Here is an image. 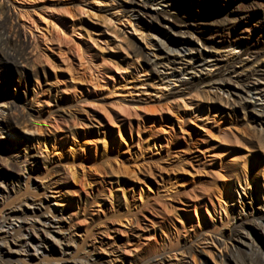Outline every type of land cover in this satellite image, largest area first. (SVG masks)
<instances>
[{"label": "rangeland", "instance_id": "374dc122", "mask_svg": "<svg viewBox=\"0 0 264 264\" xmlns=\"http://www.w3.org/2000/svg\"><path fill=\"white\" fill-rule=\"evenodd\" d=\"M167 1L158 10L199 44L264 55V0ZM125 3L0 0L26 60L24 75L0 63V94L17 106H0L14 133L0 129V170L15 185L0 196V218L30 199L59 223L61 246H72L4 253L1 264L261 262L258 227L254 248L226 237L234 204L221 194L248 177L253 207L264 211L263 142L214 91L162 81L148 62L156 49L130 26Z\"/></svg>", "mask_w": 264, "mask_h": 264}, {"label": "bare ground", "instance_id": "6f19581e", "mask_svg": "<svg viewBox=\"0 0 264 264\" xmlns=\"http://www.w3.org/2000/svg\"><path fill=\"white\" fill-rule=\"evenodd\" d=\"M160 5H167V8H170L167 0H126L123 5L130 26L132 20L135 21L136 31L141 34V38L150 48L156 49L148 59L156 74L169 84L172 79L183 81L189 78L197 89L214 91L217 100H225V104L231 102L232 109L237 108L248 117L247 127L256 132L254 137L264 144V55L249 54L246 51L238 54L242 46L232 48L230 41L199 44L189 33V27L175 26L167 14L158 10ZM25 61L23 43L18 38L10 36L7 20L1 19L0 13L1 65L10 62L18 68L21 75H24ZM162 68H166L168 72L166 77L161 75L164 70ZM8 98L7 92L0 94V106L6 105V110L13 111L17 106L10 104ZM22 119L23 117L20 118ZM10 123L12 122L8 119L0 120V129L14 136ZM4 170H0V196L3 192L7 195L15 193V185L12 181L7 182L14 176ZM253 183L254 181L248 177L237 183H227L224 186V193L221 194L234 204L233 225L228 229L226 237L251 248L255 247L251 228L258 227L264 234V211L253 207L255 189L249 188ZM261 207L264 209V205ZM58 224L54 217L42 213L41 205L38 206L30 199L24 201L22 205L9 210L0 218V256L4 253L24 256L41 254L52 244H57L61 253L67 254L72 246L68 242L61 246L63 245L61 239L53 233ZM63 240H66V237L63 236ZM262 256L261 262L253 263L250 260L249 264H264V255ZM156 264H171L170 258H162Z\"/></svg>", "mask_w": 264, "mask_h": 264}]
</instances>
